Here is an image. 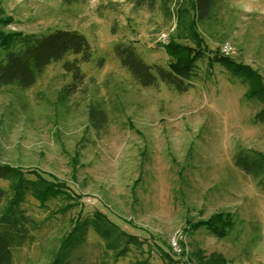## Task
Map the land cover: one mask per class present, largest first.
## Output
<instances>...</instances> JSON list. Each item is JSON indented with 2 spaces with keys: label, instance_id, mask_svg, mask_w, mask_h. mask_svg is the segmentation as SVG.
Returning a JSON list of instances; mask_svg holds the SVG:
<instances>
[{
  "label": "rangeland",
  "instance_id": "rangeland-1",
  "mask_svg": "<svg viewBox=\"0 0 264 264\" xmlns=\"http://www.w3.org/2000/svg\"><path fill=\"white\" fill-rule=\"evenodd\" d=\"M56 28L75 29L92 46L82 89L58 99L70 81L61 61L27 89L0 88L2 161L57 187L49 197L23 196L33 229L12 264L48 263L80 219L99 214L140 247L115 256L89 228L71 251L77 264H264V182L233 164L238 148L264 154V124L252 122L262 104L216 62L264 79V0H219L202 21L191 0L152 11L127 0H0L4 32ZM119 41L132 42L148 64L166 66L174 60L166 47L176 44L189 48L183 60L205 55L179 93L160 80L139 85L113 53ZM92 102L107 115L98 132L87 123ZM222 215L231 221L216 234L211 224Z\"/></svg>",
  "mask_w": 264,
  "mask_h": 264
},
{
  "label": "trees",
  "instance_id": "trees-1",
  "mask_svg": "<svg viewBox=\"0 0 264 264\" xmlns=\"http://www.w3.org/2000/svg\"><path fill=\"white\" fill-rule=\"evenodd\" d=\"M127 1L135 7H145L152 11L157 6L166 9L171 0ZM218 1L191 0L195 19L197 21L209 19ZM166 50L170 55L172 54L174 60L162 66L158 63H146L130 41H119L113 47V53L120 65L139 85H157L160 80L179 93L185 92L192 85L191 81L196 74L198 59L205 54L201 49L183 60L189 48L176 44L167 46ZM193 50L195 49H192L190 53ZM91 54V44L81 32L75 29L56 28L38 33H9L0 29V88L15 86L19 89H27L44 73L48 65L61 61L62 69L70 75V81L58 95L60 101H65L82 89L86 76L81 69V64L88 62ZM216 60L226 67L232 77H238L247 84V96L255 98L262 104L253 116L252 122L264 124V79L262 75L255 69L239 63L224 62L217 57ZM101 61L102 59L98 63ZM214 61V58L210 61L207 58L206 63L211 67ZM87 123L96 132L106 127L107 115L99 103L88 104ZM233 164L250 175L257 185H263V153L238 148L233 155ZM0 180L7 181L13 189L11 192L0 185V204H3L0 209V264H12L13 251L30 239L33 229L29 214L21 206L23 196L29 193L42 198L49 197L57 187L53 186L54 182L51 179L38 171L15 167L3 162L1 157ZM230 221L225 215L219 216L211 224V228L215 226L213 231L216 234H223L220 229L225 228L228 225L227 222ZM218 227H220L219 230ZM89 228L97 231L104 240L105 246L114 251L115 256H126L130 247H140L139 240L135 236H130L104 215L99 214L80 219L46 264H77L71 259V251L79 245L81 238Z\"/></svg>",
  "mask_w": 264,
  "mask_h": 264
},
{
  "label": "built area",
  "instance_id": "built-area-1",
  "mask_svg": "<svg viewBox=\"0 0 264 264\" xmlns=\"http://www.w3.org/2000/svg\"><path fill=\"white\" fill-rule=\"evenodd\" d=\"M161 38L163 39V41H165L166 39V37H165V35L163 34L162 36H161ZM225 51H226V48H225Z\"/></svg>",
  "mask_w": 264,
  "mask_h": 264
}]
</instances>
